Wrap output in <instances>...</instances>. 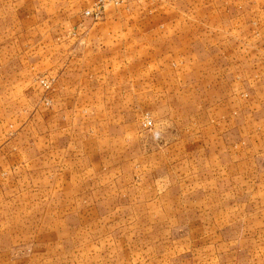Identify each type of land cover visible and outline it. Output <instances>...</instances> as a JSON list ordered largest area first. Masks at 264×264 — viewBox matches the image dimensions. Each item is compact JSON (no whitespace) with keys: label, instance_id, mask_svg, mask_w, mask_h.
<instances>
[{"label":"rangeland","instance_id":"374dc122","mask_svg":"<svg viewBox=\"0 0 264 264\" xmlns=\"http://www.w3.org/2000/svg\"><path fill=\"white\" fill-rule=\"evenodd\" d=\"M131 2L120 9L165 11V0ZM85 3L75 10L94 5ZM29 46L10 51L13 60L0 68V75L20 70L23 79L18 98L0 99V264H264V155L245 163L235 156L219 178L189 179L185 193L165 195V108L147 106L143 77L131 116L136 143L104 144L91 129L94 141L86 146L99 154L85 161L87 148L78 146L86 144V131L74 130L72 162L51 165L44 153L56 136L49 121L35 125V117L49 116L66 68L50 67L49 52L33 65ZM74 55L75 65L81 51ZM73 67V103L81 109L83 68ZM44 77L54 79L49 89L40 84ZM145 115L154 122L150 129L141 124Z\"/></svg>","mask_w":264,"mask_h":264},{"label":"crops","instance_id":"0c3cea01","mask_svg":"<svg viewBox=\"0 0 264 264\" xmlns=\"http://www.w3.org/2000/svg\"><path fill=\"white\" fill-rule=\"evenodd\" d=\"M78 1L90 2L0 0V68L13 60L10 51L29 45L33 65L41 66L42 53L49 52L50 67L66 68L49 116L35 117V125L49 121L56 136L44 153L51 165L72 162L74 130L87 134L78 147L94 141L88 139L91 129L104 144L136 143L131 116L143 77L147 106L165 108V195L185 193L189 179L219 178L221 165L235 156L245 163L264 155V0H165L162 12L120 9L128 0L107 5L96 17L75 10ZM58 18L65 24L54 26ZM42 20L53 22L43 26ZM76 50L81 55L75 65L83 68L80 94L87 99L80 110L69 71ZM139 67L147 68L144 75ZM22 81L20 70L2 73L0 99L18 98ZM87 146L83 159L91 161L99 151ZM65 172L67 179L68 166Z\"/></svg>","mask_w":264,"mask_h":264},{"label":"built area","instance_id":"2783aa9c","mask_svg":"<svg viewBox=\"0 0 264 264\" xmlns=\"http://www.w3.org/2000/svg\"><path fill=\"white\" fill-rule=\"evenodd\" d=\"M128 0H96L95 4L91 9L85 11L87 16H98L100 12H102L107 5H116L121 6L122 4L127 3ZM54 79L52 78H41L40 84L43 85L46 89H49L53 83ZM141 124L143 128L150 129L154 125L153 120L148 116L145 115L142 120Z\"/></svg>","mask_w":264,"mask_h":264}]
</instances>
